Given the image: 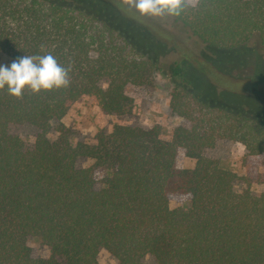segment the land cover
Returning a JSON list of instances; mask_svg holds the SVG:
<instances>
[{"label":"trees","instance_id":"1","mask_svg":"<svg viewBox=\"0 0 264 264\" xmlns=\"http://www.w3.org/2000/svg\"><path fill=\"white\" fill-rule=\"evenodd\" d=\"M116 6L0 0V55L13 62L51 53L71 69L67 88L26 89L22 98L0 90V264H100L101 248L117 264H142L147 254L157 264H264V191L248 178L237 189V173L205 154L226 138L264 155V106L205 98L175 62L171 108L187 126L169 139L159 125L128 123L89 141L71 139L61 119L79 98L93 95L105 112L124 114L133 104L126 86L151 83L163 71L116 25ZM172 17L220 52L214 62L222 70L242 66L255 38L264 58V0H196ZM12 123L38 128L32 146L9 131ZM180 149L194 166H177ZM97 169L104 170L100 182ZM178 194L190 195L187 206H170ZM31 236L48 245L47 257L32 255Z\"/></svg>","mask_w":264,"mask_h":264},{"label":"rangeland","instance_id":"2","mask_svg":"<svg viewBox=\"0 0 264 264\" xmlns=\"http://www.w3.org/2000/svg\"><path fill=\"white\" fill-rule=\"evenodd\" d=\"M110 1L117 5L113 11L116 25L161 62L164 68L151 83L126 86V93L132 98L133 104L124 114L105 112L93 95L79 98L61 119L69 127L73 142L92 140L97 132L110 131L116 123L142 127L159 125L163 137L168 139L177 126H187V119L177 115L171 108L175 87L171 67L175 62L185 65L186 74L193 81L195 91L201 92L205 98L222 100L248 110L264 106V58L256 38L250 43V54L242 66H227L222 70L214 62L220 52L192 35L172 16H142L135 9L122 5L121 0ZM195 3L196 0H190L189 4ZM11 63L9 55H0V66L10 67ZM54 126L55 123L50 136L57 134ZM9 131L21 136L26 146H32L39 130L29 123H12ZM205 154L237 173V189L245 188L247 184L244 178H248L253 190L264 191V155L248 154L245 144L226 138L217 140L213 148L205 150ZM79 161L82 165L91 162L85 159ZM195 162L194 158L185 154L184 149L179 150L178 167H192ZM103 176L104 170L97 169L96 178L99 182ZM99 185L97 183V187ZM189 201V194H178L171 198L170 206H187ZM28 243L34 257H47L50 254L48 245L39 238L31 236ZM98 260L100 264L118 262L105 248L100 249ZM142 264H157V261L153 255L147 254Z\"/></svg>","mask_w":264,"mask_h":264},{"label":"clouds","instance_id":"3","mask_svg":"<svg viewBox=\"0 0 264 264\" xmlns=\"http://www.w3.org/2000/svg\"><path fill=\"white\" fill-rule=\"evenodd\" d=\"M121 3L142 16L164 18L179 16L190 0H121ZM70 71L51 53L17 57L10 67L0 66V90L7 87L10 95L22 98L26 89L40 93L42 90L67 88L71 83Z\"/></svg>","mask_w":264,"mask_h":264}]
</instances>
